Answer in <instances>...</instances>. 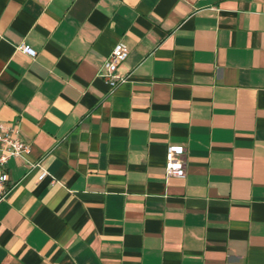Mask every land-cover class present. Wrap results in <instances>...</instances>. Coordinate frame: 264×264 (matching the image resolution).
<instances>
[{"label": "crops", "instance_id": "1", "mask_svg": "<svg viewBox=\"0 0 264 264\" xmlns=\"http://www.w3.org/2000/svg\"><path fill=\"white\" fill-rule=\"evenodd\" d=\"M0 121V264H264V0H0Z\"/></svg>", "mask_w": 264, "mask_h": 264}, {"label": "built area", "instance_id": "2", "mask_svg": "<svg viewBox=\"0 0 264 264\" xmlns=\"http://www.w3.org/2000/svg\"><path fill=\"white\" fill-rule=\"evenodd\" d=\"M21 49L28 55L34 56L36 50L27 44H21ZM128 54V48L120 41H117L111 51L103 58L102 64L98 70L99 76L108 84L110 91L118 83L124 82L128 75L121 74L117 71L118 65ZM185 147L180 143H168L165 149L164 174L175 177L185 176V159L183 154ZM30 152L29 144L22 138L19 133L18 124H8L0 121V201L9 194L10 186L8 185V171L6 162L11 157L22 156ZM33 165H39L38 162ZM46 171L42 168L39 178H43Z\"/></svg>", "mask_w": 264, "mask_h": 264}]
</instances>
